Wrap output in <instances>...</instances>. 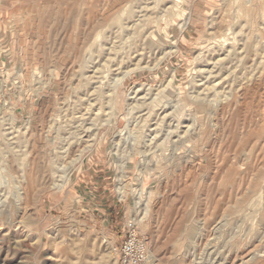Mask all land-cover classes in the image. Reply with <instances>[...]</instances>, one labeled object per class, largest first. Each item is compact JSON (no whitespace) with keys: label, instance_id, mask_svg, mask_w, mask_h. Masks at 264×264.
<instances>
[{"label":"rangeland","instance_id":"1","mask_svg":"<svg viewBox=\"0 0 264 264\" xmlns=\"http://www.w3.org/2000/svg\"><path fill=\"white\" fill-rule=\"evenodd\" d=\"M128 234L264 264V0H0V264Z\"/></svg>","mask_w":264,"mask_h":264},{"label":"built area","instance_id":"2","mask_svg":"<svg viewBox=\"0 0 264 264\" xmlns=\"http://www.w3.org/2000/svg\"><path fill=\"white\" fill-rule=\"evenodd\" d=\"M150 257L149 250L135 234H128L119 250L121 264H142Z\"/></svg>","mask_w":264,"mask_h":264},{"label":"bare ground","instance_id":"3","mask_svg":"<svg viewBox=\"0 0 264 264\" xmlns=\"http://www.w3.org/2000/svg\"><path fill=\"white\" fill-rule=\"evenodd\" d=\"M148 8V7H147Z\"/></svg>","mask_w":264,"mask_h":264}]
</instances>
